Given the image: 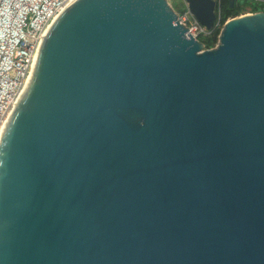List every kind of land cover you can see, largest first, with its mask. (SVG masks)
<instances>
[{
    "label": "water",
    "instance_id": "water-1",
    "mask_svg": "<svg viewBox=\"0 0 264 264\" xmlns=\"http://www.w3.org/2000/svg\"><path fill=\"white\" fill-rule=\"evenodd\" d=\"M0 264H264V10L205 48L169 0L65 9L0 145Z\"/></svg>",
    "mask_w": 264,
    "mask_h": 264
},
{
    "label": "built area",
    "instance_id": "built-area-1",
    "mask_svg": "<svg viewBox=\"0 0 264 264\" xmlns=\"http://www.w3.org/2000/svg\"><path fill=\"white\" fill-rule=\"evenodd\" d=\"M216 1V19L211 28L194 16L188 0H182L181 10L176 11L179 21L188 27L192 37L204 45L206 38L217 39L212 47L205 45V48L216 47L224 24L236 17L224 20L221 0ZM251 2L264 5V0ZM69 3L70 0H0V137L11 110L28 82L50 25L67 9ZM254 12L248 6L243 14Z\"/></svg>",
    "mask_w": 264,
    "mask_h": 264
},
{
    "label": "trees",
    "instance_id": "trees-1",
    "mask_svg": "<svg viewBox=\"0 0 264 264\" xmlns=\"http://www.w3.org/2000/svg\"><path fill=\"white\" fill-rule=\"evenodd\" d=\"M231 0H221V5H222V10H223V19L225 20L228 17L231 16H237L240 14L241 9L237 7H251L254 11H258L260 9H264V5H256L254 3H250V0H235L234 5H231ZM240 4V5H239ZM245 4V6H244ZM216 38H206L205 39V45L206 47H212L214 45V43L216 42Z\"/></svg>",
    "mask_w": 264,
    "mask_h": 264
},
{
    "label": "bare ground",
    "instance_id": "bare-ground-1",
    "mask_svg": "<svg viewBox=\"0 0 264 264\" xmlns=\"http://www.w3.org/2000/svg\"><path fill=\"white\" fill-rule=\"evenodd\" d=\"M75 1H76V0H70V3H69V5H68V7H69L73 2H75ZM68 7H67V8H68ZM57 19H58V18H57ZM57 19H56V20H57ZM56 20H55V21H56ZM51 27H52V25H50V27H49V29H48V32H49V30L51 29ZM48 32H47V33H48ZM38 54H39V53H38ZM37 62H38V56H37V59H36V61H35V64H34L33 70H32V72H31V75H30V77H29V79H28V82H27L25 88L23 89V91H22V93H21V95H20V98H19V100L17 101L16 105H15L14 108L11 110L10 115H9L7 121H6L5 127H4L3 132H2V134H1V137H0V145H1L2 140H3V138H4V135H5L6 129H7V127H8V123H9V121L12 119V116H13V114L15 113V111H16L18 105L20 104V102L22 101V99L24 98V96L26 95V93H27V91H28V89H29V87H30V84H31L32 79H33V75H34V71H35V68H36Z\"/></svg>",
    "mask_w": 264,
    "mask_h": 264
},
{
    "label": "rangeland",
    "instance_id": "rangeland-1",
    "mask_svg": "<svg viewBox=\"0 0 264 264\" xmlns=\"http://www.w3.org/2000/svg\"><path fill=\"white\" fill-rule=\"evenodd\" d=\"M169 3L172 5V7H173L176 11H180L181 8H182V0H169ZM239 5H240V4H239ZM244 6H245V4H244ZM237 7L241 9L239 15H242L244 12H246V11H247V8H248V7H246V6H245V7H240V6H238V4H237ZM239 15H238V16H239Z\"/></svg>",
    "mask_w": 264,
    "mask_h": 264
}]
</instances>
